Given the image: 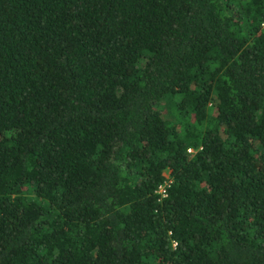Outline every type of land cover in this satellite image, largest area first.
<instances>
[{"label":"trees","instance_id":"16d2710c","mask_svg":"<svg viewBox=\"0 0 264 264\" xmlns=\"http://www.w3.org/2000/svg\"><path fill=\"white\" fill-rule=\"evenodd\" d=\"M0 264H264V0H0Z\"/></svg>","mask_w":264,"mask_h":264},{"label":"built area","instance_id":"2783aa9c","mask_svg":"<svg viewBox=\"0 0 264 264\" xmlns=\"http://www.w3.org/2000/svg\"><path fill=\"white\" fill-rule=\"evenodd\" d=\"M158 191H160V192H163V189L162 188H159V190ZM164 193V192H163Z\"/></svg>","mask_w":264,"mask_h":264},{"label":"rangeland","instance_id":"374dc122","mask_svg":"<svg viewBox=\"0 0 264 264\" xmlns=\"http://www.w3.org/2000/svg\"><path fill=\"white\" fill-rule=\"evenodd\" d=\"M167 114V113H166ZM168 115V114H167ZM168 170H166L164 173L167 174Z\"/></svg>","mask_w":264,"mask_h":264}]
</instances>
